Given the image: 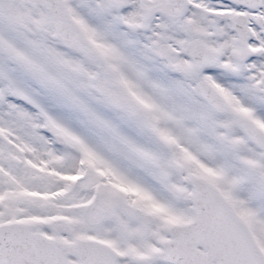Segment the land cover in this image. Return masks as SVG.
Here are the masks:
<instances>
[{
  "label": "snow or ice",
  "instance_id": "1",
  "mask_svg": "<svg viewBox=\"0 0 264 264\" xmlns=\"http://www.w3.org/2000/svg\"><path fill=\"white\" fill-rule=\"evenodd\" d=\"M0 264H264V0H0Z\"/></svg>",
  "mask_w": 264,
  "mask_h": 264
}]
</instances>
